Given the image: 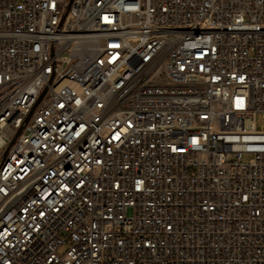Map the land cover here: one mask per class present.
I'll return each instance as SVG.
<instances>
[{
  "label": "built area",
  "instance_id": "2783aa9c",
  "mask_svg": "<svg viewBox=\"0 0 264 264\" xmlns=\"http://www.w3.org/2000/svg\"><path fill=\"white\" fill-rule=\"evenodd\" d=\"M0 264H264V0H0Z\"/></svg>",
  "mask_w": 264,
  "mask_h": 264
},
{
  "label": "rangeland",
  "instance_id": "374dc122",
  "mask_svg": "<svg viewBox=\"0 0 264 264\" xmlns=\"http://www.w3.org/2000/svg\"><path fill=\"white\" fill-rule=\"evenodd\" d=\"M242 160H243V162H247L249 160V156L248 155H244Z\"/></svg>",
  "mask_w": 264,
  "mask_h": 264
}]
</instances>
